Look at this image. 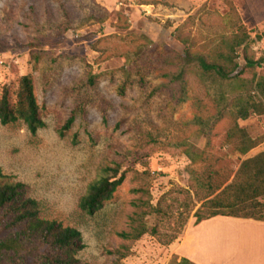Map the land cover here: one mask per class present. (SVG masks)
<instances>
[{
  "label": "rangeland",
  "instance_id": "obj_1",
  "mask_svg": "<svg viewBox=\"0 0 264 264\" xmlns=\"http://www.w3.org/2000/svg\"><path fill=\"white\" fill-rule=\"evenodd\" d=\"M239 6V0H0V96L30 75L44 122L35 135L20 120L0 124V169L26 185L44 218L80 231L81 262L194 264L175 251L201 203L187 169L212 184L230 182L243 159L264 151V113L244 119L226 113L208 135L200 131L194 119L215 114L217 103L196 66L183 65L186 52L217 60L235 35L245 34L234 49V78L224 81L226 97L243 92L258 100L264 23L255 25ZM252 6L264 16V0ZM183 66L179 102L169 74ZM234 126L257 143L244 155L229 134ZM106 166L119 167L121 184L96 211L81 210L80 198ZM214 222L195 235L228 229ZM142 225L155 234L134 239Z\"/></svg>",
  "mask_w": 264,
  "mask_h": 264
},
{
  "label": "trees",
  "instance_id": "obj_2",
  "mask_svg": "<svg viewBox=\"0 0 264 264\" xmlns=\"http://www.w3.org/2000/svg\"><path fill=\"white\" fill-rule=\"evenodd\" d=\"M246 35H235L228 44V51L218 53L217 60H209L201 53L186 52L183 65H194L199 71L206 89L215 98L217 111L215 114L194 119L200 125V131L209 134L210 126L224 114L229 113L236 118L244 119L249 113H264V75L254 82L258 100L254 96L238 94L228 101L224 81L234 78L231 75L236 68L233 61L234 49L245 44ZM259 61L247 59L249 65H258ZM184 66L170 73L171 88L177 100L185 98L183 79ZM17 120L22 121L28 131L35 135L44 126L34 94L33 81L30 75H22L18 79L15 91L5 87L0 96V124L5 125ZM73 117L70 116L58 131L62 135L67 130ZM231 136H237V151L244 155L257 143L244 129L234 126ZM103 174L89 183L86 193L80 198L78 207L88 213L99 209L102 204L113 197L122 182L118 176V166L102 168ZM190 180L195 181L196 200L201 202L193 212L194 223L214 216H231L252 218L264 221V151L243 159L230 182L228 179L212 184L203 181L193 170L187 169ZM26 185L21 181L11 180L0 169V264H89L81 262L76 254L84 247L80 231L72 226H64L54 219H46L41 214L38 200L27 195ZM203 189L200 195L197 190ZM154 227L142 225L133 235L136 239ZM128 237L127 233H122ZM183 261L190 262L182 257Z\"/></svg>",
  "mask_w": 264,
  "mask_h": 264
},
{
  "label": "crops",
  "instance_id": "obj_3",
  "mask_svg": "<svg viewBox=\"0 0 264 264\" xmlns=\"http://www.w3.org/2000/svg\"><path fill=\"white\" fill-rule=\"evenodd\" d=\"M239 2L241 15L242 11L247 13L257 26L264 23V16L260 18L256 15L261 10L252 6V0ZM212 221L215 224L222 223L228 229L219 232L217 236L195 235L196 229ZM176 248L175 251L181 253V257L194 264H264V221L214 216L193 225Z\"/></svg>",
  "mask_w": 264,
  "mask_h": 264
}]
</instances>
